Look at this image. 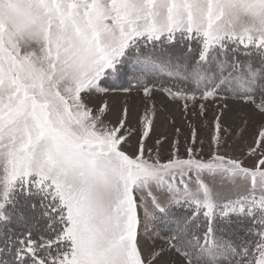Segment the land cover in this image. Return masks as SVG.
<instances>
[{
	"label": "snow or ice",
	"instance_id": "6c2138e0",
	"mask_svg": "<svg viewBox=\"0 0 264 264\" xmlns=\"http://www.w3.org/2000/svg\"><path fill=\"white\" fill-rule=\"evenodd\" d=\"M0 264H264V0H0Z\"/></svg>",
	"mask_w": 264,
	"mask_h": 264
},
{
	"label": "rangeland",
	"instance_id": "374dc122",
	"mask_svg": "<svg viewBox=\"0 0 264 264\" xmlns=\"http://www.w3.org/2000/svg\"><path fill=\"white\" fill-rule=\"evenodd\" d=\"M118 105H123L125 102H127V104L131 107V106H135L136 108L140 109L142 112L143 109V104H142V93H132L129 96H125L124 94H120L119 98L115 101ZM161 104L159 102V99L157 100V109L159 110L161 108ZM170 111L167 112L166 114L169 117H172L173 115L175 116V119H177L178 121L182 118L181 116V112L180 110L175 106V105H170ZM140 114V113H137ZM211 119H212V112L211 110L208 112L206 118L197 121V126L200 129L201 132V137L202 139H205V141H207V139L211 136L212 133V126H211ZM207 123V127H205L204 125ZM188 129L186 127H184L182 129L183 133H187ZM161 132H165L168 136L169 139L171 140L172 138H174L175 136V132L173 128H165V125L162 122H158L157 123V130L156 133L153 134V139L150 143H154L156 136L161 133ZM183 135L180 137L181 141L183 142ZM230 140H232V138L230 137ZM242 147V141L237 140L236 143L233 145V148L235 149L234 154L236 155H240V151L239 148ZM205 148L207 150V144H205ZM162 154L164 157L167 156L168 154V143L165 142L163 149H162Z\"/></svg>",
	"mask_w": 264,
	"mask_h": 264
}]
</instances>
